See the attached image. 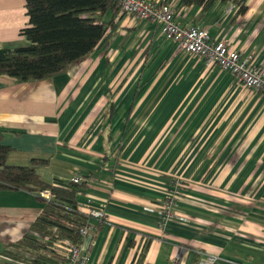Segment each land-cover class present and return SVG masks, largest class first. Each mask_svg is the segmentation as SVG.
<instances>
[{"label":"crops","instance_id":"0c3cea01","mask_svg":"<svg viewBox=\"0 0 264 264\" xmlns=\"http://www.w3.org/2000/svg\"><path fill=\"white\" fill-rule=\"evenodd\" d=\"M151 1L264 66V0H246L243 14L231 0L204 12ZM25 3L0 0V47L30 43L20 34ZM118 14L104 46L51 78L0 76L7 162L47 159L36 170L50 183L90 175L77 202L83 212L102 208L105 220L83 239L86 264H131L145 241L143 264H199L205 255L264 264V93L182 51L160 23ZM171 178L179 193L162 230L157 206ZM43 206L28 189L0 191V264H13L3 252Z\"/></svg>","mask_w":264,"mask_h":264},{"label":"trees","instance_id":"16d2710c","mask_svg":"<svg viewBox=\"0 0 264 264\" xmlns=\"http://www.w3.org/2000/svg\"><path fill=\"white\" fill-rule=\"evenodd\" d=\"M213 1L180 0V3L202 5L204 12ZM231 1L239 6L238 14L248 8L246 0ZM25 8L28 24L20 34L30 43L16 48L0 47V76L24 82L49 79L86 57L97 46H104L109 37L108 29L114 28L113 19L119 11L116 0H26ZM4 133L0 127V191L28 189L43 199L44 206L29 226V232L10 245L3 255L13 264H68V259L53 246L62 239L82 245L85 236L81 229L87 215L79 208L77 194L87 188L90 175L84 174V180L79 183L59 179L50 183L36 170L38 166L47 165V159L33 158L30 165L10 164L7 158L11 147L2 142ZM44 189L54 193L49 200L38 195ZM147 245L145 241L131 264H143Z\"/></svg>","mask_w":264,"mask_h":264},{"label":"built area","instance_id":"2783aa9c","mask_svg":"<svg viewBox=\"0 0 264 264\" xmlns=\"http://www.w3.org/2000/svg\"><path fill=\"white\" fill-rule=\"evenodd\" d=\"M119 5V14L133 15L137 19L148 20L162 25V34L165 38L174 41L178 47L187 53L202 58L208 66H218L221 70L231 74L238 85L264 93V66L253 63L252 56L231 49L224 41L212 39L208 31L198 26H182L174 19V11L168 3H158L151 0H116ZM167 184V196L159 201L157 215L159 226L164 230L172 218L177 194L179 193V180L171 178ZM68 180L79 183L83 173H76ZM49 190L38 192L42 198H47ZM49 191V192H48ZM37 195V194H36ZM51 195L53 192L51 190ZM87 222L81 229V234L91 236L97 224L105 220L102 208L89 207L85 211ZM53 249L68 259V264H86V255L82 253L81 246L73 245L68 239L58 240ZM27 258H32L27 255ZM214 255H205L199 264H214ZM174 264L179 260L174 259Z\"/></svg>","mask_w":264,"mask_h":264},{"label":"rangeland","instance_id":"374dc122","mask_svg":"<svg viewBox=\"0 0 264 264\" xmlns=\"http://www.w3.org/2000/svg\"><path fill=\"white\" fill-rule=\"evenodd\" d=\"M253 59V58H252ZM214 67H217V68H219L218 66H216V65H214ZM220 69V68H219ZM177 178H179V179H181L180 178V176H176ZM73 183H75V182H73ZM44 190H46V189H44ZM50 191V192H49ZM48 192H49V194H48V196H47V198H46V200H49L51 197H52V195H51V190H49ZM53 192V191H52ZM54 194V193H53ZM45 199V198H44Z\"/></svg>","mask_w":264,"mask_h":264}]
</instances>
